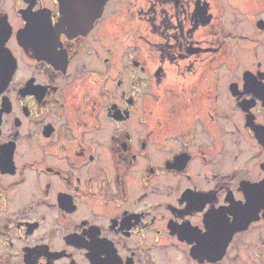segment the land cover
<instances>
[{"label":"flooded vegetation","instance_id":"flooded-vegetation-1","mask_svg":"<svg viewBox=\"0 0 264 264\" xmlns=\"http://www.w3.org/2000/svg\"><path fill=\"white\" fill-rule=\"evenodd\" d=\"M0 264H264V0H0Z\"/></svg>","mask_w":264,"mask_h":264}]
</instances>
